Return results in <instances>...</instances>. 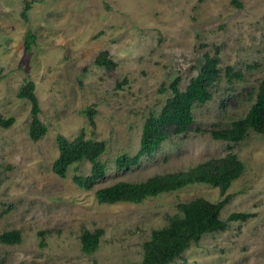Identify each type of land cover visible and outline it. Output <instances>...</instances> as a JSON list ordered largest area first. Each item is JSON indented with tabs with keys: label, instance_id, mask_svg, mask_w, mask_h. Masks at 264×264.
Returning <instances> with one entry per match:
<instances>
[{
	"label": "rangeland",
	"instance_id": "rangeland-1",
	"mask_svg": "<svg viewBox=\"0 0 264 264\" xmlns=\"http://www.w3.org/2000/svg\"><path fill=\"white\" fill-rule=\"evenodd\" d=\"M27 32L33 39L25 49ZM102 50L113 65L95 63ZM204 52L217 74L209 98L191 104L189 128L168 134L136 163L116 166L119 154L136 151L143 120L160 111L172 79L183 89ZM262 78L264 0H0V118H11L0 124V232L20 235L0 242V264L139 261L142 242L177 202L224 194L221 218L250 215L201 234L166 264H264V134L248 129L231 141L209 133L246 113ZM27 80L46 127L36 140L28 134L30 102L17 96ZM81 130L105 144L98 156L104 173L88 189L72 175L89 174V160L70 164L64 176L51 169L55 136L71 139ZM227 152L243 168L223 193L193 182L138 202L95 199L96 188L116 180L141 181ZM84 228L101 229L91 253L80 249Z\"/></svg>",
	"mask_w": 264,
	"mask_h": 264
},
{
	"label": "trees",
	"instance_id": "trees-1",
	"mask_svg": "<svg viewBox=\"0 0 264 264\" xmlns=\"http://www.w3.org/2000/svg\"><path fill=\"white\" fill-rule=\"evenodd\" d=\"M26 2L21 11L25 17ZM33 35L25 33L24 47L29 48ZM102 50L101 54L94 58L95 63L109 67L114 62ZM216 60L207 53L197 63V71L193 74L183 89L177 86L178 77L169 83L170 95L166 98L160 111L149 114L143 120L140 131L138 147L132 155L119 154L115 159V165L127 167L136 163L141 155L150 154L170 133H181L189 128L192 115L190 107L193 102H203L210 96L208 86L217 74ZM33 83L27 80L19 89L17 96L25 97L30 102L31 119L28 127L29 137L38 139L45 133L46 127L37 116L39 105L33 92ZM89 119V111H86ZM11 118H0V124L7 126ZM253 130L264 134V78L258 84L254 100L246 113L233 120L228 127L209 130L214 138L231 141L242 139L247 130ZM57 155L52 160L51 169L59 176H64L67 167L82 159L91 162L89 174H73V182L84 189L92 186L97 178L104 173V164L98 160L99 154L104 151V141L84 138L82 130L67 139L62 134L55 136ZM243 168L242 162L234 153L227 152L223 156L210 157L197 162L184 170L153 174L141 181L116 180L113 183L98 187L94 190L97 202L112 203L115 201L138 202L146 196H152L159 192L177 189L185 184L193 182L207 183L215 186L223 193L230 182L235 179ZM228 194L216 201H210L204 197H195L176 203V211L166 215V223L160 227L151 229L142 246V257L139 261L126 264H166L189 245L195 242L205 232L221 230L229 220L245 219L250 215L244 211L229 212L225 218L219 216V211ZM101 229L90 231L82 229L79 234L80 249L85 253H91L97 246ZM20 238L17 229L0 232V242L14 243Z\"/></svg>",
	"mask_w": 264,
	"mask_h": 264
}]
</instances>
